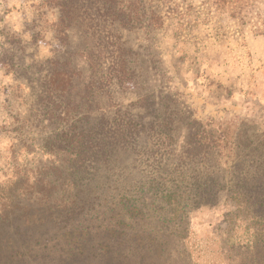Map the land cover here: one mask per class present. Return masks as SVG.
<instances>
[{
    "label": "trees",
    "instance_id": "obj_1",
    "mask_svg": "<svg viewBox=\"0 0 264 264\" xmlns=\"http://www.w3.org/2000/svg\"><path fill=\"white\" fill-rule=\"evenodd\" d=\"M50 1L59 21L93 40L99 63L113 68L111 80L132 76L135 52L122 31L148 21L161 27L144 0ZM131 105L145 114L119 112L75 131L53 146L49 164L0 186V264H198L190 213L222 193L264 220V134L235 127L237 120L188 117L171 96ZM127 150L136 163L118 166L114 156ZM140 156L151 170L139 169ZM91 175L100 179L86 191L81 185ZM250 236L243 260L264 264V240Z\"/></svg>",
    "mask_w": 264,
    "mask_h": 264
},
{
    "label": "rangeland",
    "instance_id": "obj_2",
    "mask_svg": "<svg viewBox=\"0 0 264 264\" xmlns=\"http://www.w3.org/2000/svg\"><path fill=\"white\" fill-rule=\"evenodd\" d=\"M144 5L162 17L161 27L148 21L122 31L135 57L127 67L132 76L119 81L111 80L110 65L99 63L86 32L59 21L55 3L0 0V186L21 171L49 164L53 146L75 131L119 112L145 114L131 105L144 96H171L188 117L237 120L235 127L262 137L264 0H144ZM187 131L177 130L179 141ZM114 159L118 166L136 163L128 150ZM139 159V169L151 170L146 158ZM99 179L91 175L81 187L87 191ZM248 215L226 193L190 213L196 262L250 264L240 249H247L250 234L264 240V220Z\"/></svg>",
    "mask_w": 264,
    "mask_h": 264
}]
</instances>
